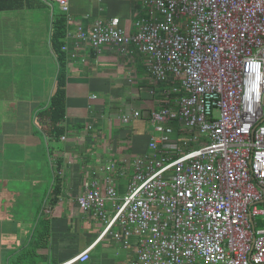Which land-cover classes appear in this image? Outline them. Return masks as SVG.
<instances>
[{
	"label": "built area",
	"instance_id": "2783aa9c",
	"mask_svg": "<svg viewBox=\"0 0 264 264\" xmlns=\"http://www.w3.org/2000/svg\"><path fill=\"white\" fill-rule=\"evenodd\" d=\"M50 2L69 23L70 0ZM144 9L133 34L115 17L68 30L64 51L138 52L160 86L178 80L183 92L153 112L127 193L95 181L77 202L102 220L98 240L140 239L135 264H264V0H144ZM92 247L63 264L89 260Z\"/></svg>",
	"mask_w": 264,
	"mask_h": 264
},
{
	"label": "crops",
	"instance_id": "0c3cea01",
	"mask_svg": "<svg viewBox=\"0 0 264 264\" xmlns=\"http://www.w3.org/2000/svg\"><path fill=\"white\" fill-rule=\"evenodd\" d=\"M53 12L50 0L0 4V264H63L92 245L89 260L72 264H135L140 239L127 248L112 235L98 240L104 224L77 198L95 181L114 185L122 198L135 160L149 153L153 112L183 92L178 80L160 86L138 52L70 44L76 55L65 51L66 117L56 139L41 110L58 72L49 43ZM144 12V0H70L68 30L115 17L133 34ZM180 142L184 151L199 147Z\"/></svg>",
	"mask_w": 264,
	"mask_h": 264
},
{
	"label": "trees",
	"instance_id": "16d2710c",
	"mask_svg": "<svg viewBox=\"0 0 264 264\" xmlns=\"http://www.w3.org/2000/svg\"><path fill=\"white\" fill-rule=\"evenodd\" d=\"M6 0H0V4ZM29 3L32 0H27ZM51 3V2H50ZM68 33L67 14L62 11L52 14L49 43L53 55L58 62L57 79L54 91L49 98V102L41 110L49 118L51 133L56 139L64 134L61 126L66 117V87H67V53L63 50L65 38Z\"/></svg>",
	"mask_w": 264,
	"mask_h": 264
},
{
	"label": "rangeland",
	"instance_id": "374dc122",
	"mask_svg": "<svg viewBox=\"0 0 264 264\" xmlns=\"http://www.w3.org/2000/svg\"><path fill=\"white\" fill-rule=\"evenodd\" d=\"M52 7H53V11H54V13H57V12H59V5L56 3V2H53L52 3ZM45 12H46V14L49 16V11L47 10V9H45ZM46 46V45H45ZM42 52H44V53H46V54H49V50L46 48V47H44L43 46V48H42Z\"/></svg>",
	"mask_w": 264,
	"mask_h": 264
}]
</instances>
